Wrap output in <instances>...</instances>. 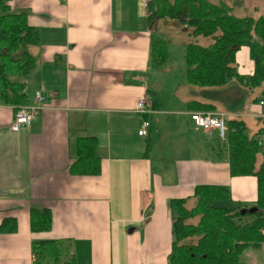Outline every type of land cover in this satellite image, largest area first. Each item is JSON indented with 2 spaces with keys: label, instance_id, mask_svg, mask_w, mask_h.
I'll return each instance as SVG.
<instances>
[{
  "label": "crops",
  "instance_id": "crops-1",
  "mask_svg": "<svg viewBox=\"0 0 264 264\" xmlns=\"http://www.w3.org/2000/svg\"><path fill=\"white\" fill-rule=\"evenodd\" d=\"M148 2L9 0L10 11L27 13L37 40L28 48L32 69L15 79L24 83V103L0 99V264H34L32 242L40 240L70 243L59 264L69 257L70 264H166L173 239L169 200L185 198L193 208L195 187L209 184L231 192L230 202L216 204L255 203L256 177L232 176L226 139L191 121L189 113L202 110L189 102L206 99L187 84L185 64L177 72L170 59L153 67V39L166 41L170 33L167 45L184 50L190 39L186 27L149 18ZM236 64L239 73H252L246 46L236 52ZM38 90L44 108L29 126L12 130L15 111L32 105ZM141 96L143 114L134 110ZM217 107L227 120L242 119L259 149L264 145V106L250 98L239 113ZM142 119L150 122L145 136L137 133ZM86 136L96 139L97 174L70 170ZM31 208L49 212L48 229L32 228ZM244 218L235 220L254 219Z\"/></svg>",
  "mask_w": 264,
  "mask_h": 264
},
{
  "label": "trees",
  "instance_id": "trees-1",
  "mask_svg": "<svg viewBox=\"0 0 264 264\" xmlns=\"http://www.w3.org/2000/svg\"><path fill=\"white\" fill-rule=\"evenodd\" d=\"M8 2L0 0V99L19 105L25 100L24 83L15 78L27 74L34 65L28 48L37 40V29L28 24L26 12L10 11ZM148 14L149 18L168 19L186 26L192 38L211 40L207 45L193 39L186 44V82L206 99V102L190 101L192 108L216 111L217 105H221L228 112L239 113L249 93L260 88L262 96L259 99L253 96L251 101L264 100V16H236L225 2L212 0H149ZM241 46L249 48L253 62L251 74L238 71L236 52ZM150 55L153 67L162 66L168 57L166 41L153 39ZM227 126L230 174L255 176L257 199L251 205H219L216 202L231 201L229 188L206 184L195 187L193 208L185 207V198L169 200L173 239L166 264H243L239 259L243 250L264 242V159L257 164L258 138L249 135L240 118L230 117ZM95 148V137H81L77 158L70 170L78 174H97L99 157ZM246 215H253L251 223L236 222L235 218ZM195 216L199 217L196 224L187 223ZM30 218L32 228L46 230L50 227L48 211L31 208ZM189 239L195 241L189 243ZM69 245L62 240L33 241L34 264H59L69 255ZM71 260L69 257V264Z\"/></svg>",
  "mask_w": 264,
  "mask_h": 264
},
{
  "label": "rangeland",
  "instance_id": "rangeland-1",
  "mask_svg": "<svg viewBox=\"0 0 264 264\" xmlns=\"http://www.w3.org/2000/svg\"><path fill=\"white\" fill-rule=\"evenodd\" d=\"M212 1L213 2H225L228 6L231 7L232 13L236 16H252V17L264 16V0H212ZM159 20H161V19H159ZM167 20L164 19L165 22H167ZM168 21H170V20H168ZM161 26L165 27V24L161 25ZM178 27H186V26L177 25V28ZM166 35H167L166 41L167 40H173V36L170 33H166ZM184 37H185V40L193 39L196 43L202 42V44H206V45H207V43L211 42V40L209 38H204V37L192 38V36H189L188 34H186V35L184 34ZM167 47H168L167 59H170V61L177 66L176 67V69H177L176 72H177L185 64V58H184L185 50L177 42H169ZM15 79H19V77H16ZM192 88H194V87H192ZM194 89H196V88H194ZM259 90L257 89V90H255V92H253V91L250 92L249 93V99L250 98L252 99L253 96H257V99H259L262 96L260 94ZM253 103H256V102H253ZM202 111H204V110H202ZM211 112H213V111H211ZM219 141H218V143H219ZM221 143L218 144L219 149H222L223 145ZM258 156L259 157L264 156V145L259 149ZM259 157L257 158L258 160H259ZM247 216H250V217H247ZM252 217H253V215H246L244 220L250 219ZM240 218H242V217H240ZM194 241H195L194 239H189L187 242L191 243ZM263 243L264 242H261L260 246H255L254 244H251L247 248H245L243 250L242 254L240 255V258H239L241 260V262L243 264H263V253H264Z\"/></svg>",
  "mask_w": 264,
  "mask_h": 264
},
{
  "label": "built area",
  "instance_id": "built-area-1",
  "mask_svg": "<svg viewBox=\"0 0 264 264\" xmlns=\"http://www.w3.org/2000/svg\"><path fill=\"white\" fill-rule=\"evenodd\" d=\"M45 101L46 96L43 91H36L34 95V103L32 105L21 106L15 111L14 118L10 126L11 129L17 131L22 127L29 126L32 119L44 108ZM258 104L260 106H264V100L261 99ZM134 110L139 114L146 112L147 105L144 96H141L136 100ZM189 117L196 126L204 129H215L221 139H226L228 126L227 118L224 113L215 111H191L189 113ZM149 125V120L142 119L140 128L137 132L138 135L145 136ZM258 144H261V142L259 141Z\"/></svg>",
  "mask_w": 264,
  "mask_h": 264
},
{
  "label": "water",
  "instance_id": "water-1",
  "mask_svg": "<svg viewBox=\"0 0 264 264\" xmlns=\"http://www.w3.org/2000/svg\"><path fill=\"white\" fill-rule=\"evenodd\" d=\"M249 210H250V211H253V208H250Z\"/></svg>",
  "mask_w": 264,
  "mask_h": 264
}]
</instances>
